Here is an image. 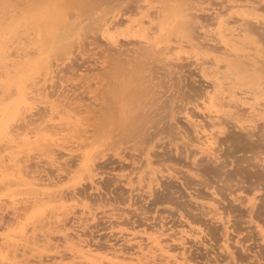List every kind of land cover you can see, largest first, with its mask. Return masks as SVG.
<instances>
[{
    "label": "rangeland",
    "instance_id": "rangeland-1",
    "mask_svg": "<svg viewBox=\"0 0 264 264\" xmlns=\"http://www.w3.org/2000/svg\"><path fill=\"white\" fill-rule=\"evenodd\" d=\"M191 2H193L192 5ZM258 2L256 3V6H259L258 9H260L261 7V10H258V12L256 11V13H258L259 15L258 18L264 21V0H260ZM144 4L146 5L144 6ZM229 4L230 2H228L227 0H156V2L153 0H0V13H3L0 14V22L4 21L5 26L16 25L15 29L18 33V36L17 34H15V37H18L20 42V46L17 45V42H15L13 44L15 46L12 45L9 48L10 52L14 53L15 50L19 47H24L28 52L34 50V53L31 52L29 54L28 59L32 63L36 59L31 67H34L37 70H34L36 71L34 74L29 75L30 78L28 80V83L32 84L33 82H36L37 79H40V81L38 80L39 82H36L37 84L34 83L35 85L29 84V90L32 91V93H30V97L33 98H30L29 102L31 103L30 106H33V108L30 111L27 110V108L26 111L24 108L21 110L22 112L24 110L22 114L25 117L28 116L29 119H27L26 122L25 120L27 117L24 118V121H22L23 119H20L19 117L20 123L19 120H15L18 122H16L17 124H14L17 126L18 124H21V122L22 126L24 124L25 126L28 124V129H25V127H22L21 125L16 128H20L21 126V128L26 131L31 129L32 131H35L33 132V134L37 133V135L35 136L29 131V135L31 138L29 139L30 141H28L27 144V141L22 140V133L20 134V137L15 136L19 129L14 135L16 128H14L13 132L12 128L14 126L11 127V125L14 121H11V132L9 136L14 138L17 137V139L15 138V143L12 142V147L9 146L8 141H4V146L8 144L10 148H7L6 146L7 149H4V146L2 145L3 151L0 152V155L5 157L4 160H7L8 156L16 153L15 159L17 156H19L16 160H20H18V164L21 163L19 164L21 168L27 163V165H25L26 167L24 166L22 169L23 171L26 170L24 171V173L29 171L31 174H37V176L39 174L41 176L48 177L49 179H47L46 182L48 181L50 182V184H47L49 186L46 187V189H48L49 191L53 190L55 191V193H57L58 190H61L62 193H66L67 196L64 198V201L63 199L59 201H48L45 199V203L43 201L39 202L40 205L42 203V206L40 207V205L34 206V203H30L29 200L24 202L25 199L23 198H27V193L25 194L26 191H21L23 190V188L24 190H26L25 186L18 187L16 185H13L11 186L12 189L10 188V190H8L2 184V187L0 185V207L3 209L2 210L0 208V220L2 219L0 221V236L13 234L15 235V233L19 234L22 229L28 228L26 229L27 236L31 235V239L36 238V241L39 240L37 243L40 247L38 246L34 250V254L26 253L23 256L20 255V251L17 252L18 255L16 260H19L20 264H58L59 257L57 258L56 256L58 255L57 251H60L59 254H62L64 252L63 255H68H64L67 258H64L61 264H86L83 259H80L78 257L73 259L72 257H70L71 255L69 253L68 247L71 242L65 241L61 237H59V235H61L58 230L59 226L65 223V221L67 222V220L69 223L67 222L65 225H67L66 227H69V230L67 232L70 231V235L74 234L73 232L82 234L77 238L75 236L72 242L74 241L75 243H77L78 239L81 240L84 238L83 242L85 241L89 244L92 243L90 247L92 248L93 255L97 258L103 256L110 248L118 249L119 247H123L122 250L120 248L118 250H121L122 253H124L125 261H127L128 263H135L137 261L135 258L132 259L133 261L129 260L130 255L131 257H136L135 247L133 248L132 246H129L130 244L125 242L126 238L131 237L132 234L137 235L136 239L142 240L143 243L148 242V239H146L147 237H150L149 240H158L160 242V245L164 244L163 246L166 249L165 246L167 245H169L170 247L175 245L172 244L173 241H171V239H173L174 237L176 238V240L180 241L179 235H181V230H186V233L182 235L188 242L186 243V246H188V248L185 249V255L188 258L186 259L184 264H264V238L262 237L261 233L259 234L257 228V225L264 228V119L260 118L264 117V72L260 70L261 68L256 67L255 69L253 66V63L255 61L254 56H257L261 53V51L264 50V25L258 23L253 24V22H250L248 24L251 25L250 33L248 31L249 29L246 31L248 33L241 32V36L237 40L238 42L234 41L235 43H233L232 45L233 49H235L236 51L235 53H231V55L227 53L222 54L219 52L221 50L215 52H213L211 49L197 50L198 48L196 47V44H199L196 41V38L198 37L199 38L197 40L200 41V44H212V42L209 41L212 36L208 35H212L216 29V25L214 24H212L214 25V27L213 29H211L212 25L210 23V21H212L213 19V10H226ZM188 5L195 7L189 10H185ZM116 9L117 11H115ZM126 10L129 11L126 12ZM123 11L128 14L125 13L124 15H118V17L125 18L126 16H131L132 20L134 19L135 22L143 21L144 19L145 21H147L146 25L144 24L145 21L142 22L143 25L141 24L142 27H144V30L141 33H144L147 39L141 44L137 41V39H133V42L131 41L130 44H127V41L120 37V50H123L124 52L122 51L123 54L118 55L113 54V50L107 49V46L109 47V45L103 38L100 26L103 23L104 19L109 18V16L111 17L112 14L117 12L124 13ZM186 11L194 12L195 16L198 17H194L196 20H191L192 24L190 23L189 25H187L181 23L183 15ZM241 11L242 10H234V8H230L224 11V13H226L224 14V16L235 17ZM34 12L36 13L35 18L33 16L35 15ZM63 12H67L65 16L68 19L67 22L70 23L67 29L72 30V27L79 23L78 29H76V31L72 30L75 32V34L71 30L70 31L72 33L67 29H63L62 31H60L61 34H58V37H56L57 35L53 36L51 31L52 25L54 23H58V30L64 26L61 18L63 17ZM205 13L207 15H203ZM6 15L7 17L9 16L8 18L6 17L7 19H5ZM24 16L26 19L28 16V21L26 19H23ZM98 16H100L101 21L100 19L98 20ZM101 16L103 17V19ZM12 18L15 20L13 21ZM148 19H152L151 24L148 22ZM19 20L21 24L17 23ZM206 22L209 24V26L208 24H206L207 27L205 28L204 26ZM31 23L34 29L31 27ZM152 24H155V26ZM39 25L41 27H39ZM126 25L127 22L124 21L123 26H118L121 30L118 27L117 30L120 32H125ZM190 25L194 27L192 28V26ZM81 26L84 27L81 28ZM151 26H153V29L151 28ZM80 28L82 30V34L79 30ZM247 28L249 27L247 26ZM256 31L260 34H258ZM30 32L31 34H29ZM42 32H44L45 34L43 35ZM67 32H69L68 35ZM27 33L28 38L26 36ZM62 34V37L59 36ZM65 34L67 35V37L69 35L72 36H69L67 38ZM73 34L76 37H74ZM77 34L79 35V38L77 37ZM33 35L35 36L31 37ZM48 35H51L49 39L47 38ZM82 35L83 40L81 38ZM44 36H46V41H43L45 39ZM24 38H26L27 41L24 40ZM29 38H31L32 40H30ZM18 39L16 41H18ZM79 39L81 40L80 42L82 44L78 42ZM254 39L257 42H255ZM53 40L54 42L56 40L57 41L54 43ZM65 43L67 44L64 45ZM47 44L49 45V48ZM194 44L196 45L195 47ZM218 44H216V46ZM46 46L48 49L44 48ZM236 46L237 48H235ZM244 46L247 47L244 48ZM43 48L45 50H43ZM124 49H126V51ZM133 49H135L136 51ZM238 53L242 54L239 55ZM128 54L131 55L129 56ZM191 54L193 56H191ZM196 54L198 55V57H200L199 62L213 58L212 62H207L208 64L204 63L202 65L203 67L205 66V68L207 67L206 69H208L205 70L206 72L208 71L207 73L205 72V74H207H204L205 76L202 74L200 66L198 68V66L195 64ZM243 54H245V56ZM251 54L253 56H251ZM180 55L181 57L184 56L183 59H179ZM43 57H46V59L49 60V64L52 63L53 65L51 67L52 71L48 74H45L43 70L44 65L37 63ZM216 57H220V59ZM238 57L240 59H238ZM244 60L245 62H247H242ZM213 61L215 62V64ZM55 64H57V66ZM58 66L63 69L58 68ZM54 67H57L58 69H54ZM60 69L61 71H58ZM40 70H42L44 73L41 72L43 74H39ZM32 72L30 71V73ZM58 75L62 77L60 78ZM47 78L49 79L46 81L45 79ZM212 79L215 82L213 88V84L211 83ZM52 81L56 83L54 84ZM224 82H226L227 84ZM51 84L53 85V87H55L53 88ZM56 85H59V88L56 87ZM72 86L74 88H78L73 89ZM209 86L212 88V90ZM42 87H47V89H45V92H50V95H52H49L50 98L48 97V99L53 101V110H50V108L48 107L49 109H47L46 111V108L43 106L44 103H41L40 96L37 95V93L40 92V88L43 89ZM204 88L207 92L211 90V93L209 92L208 94L213 97L215 96V98H219L225 95V98L222 101L225 102V104L226 102H229V100L231 99L230 97L233 96L232 94H234V92H238L237 96H239L241 92H245L248 97L247 102H258L262 108V110L260 111V115L257 116L258 119H256L254 123L247 121V116L245 115L247 113L245 112H248V110L245 107H243L242 109L241 107L236 108L237 110L241 109L240 111L244 110L245 114H243V112H238L239 114H241L240 118H243L240 122L245 126H243V128L239 126V123H236L235 119L233 121L232 119L228 118V116L230 115L225 116L228 110H230L231 112L235 111L233 110L234 107L232 108L228 105H220L218 109L223 110V113L225 114H222V112H220L218 119L221 118L219 121L222 120L221 122L223 124L221 123V125H219V123H215L216 125L208 126L213 132H215V134H217L216 136L218 141H216L217 143L215 144L218 146H212V149L209 151V156L199 151V142H197L195 138L193 139L195 135L193 132V128L184 120V111L188 110L186 108H189L190 106L191 107L189 109L191 111H194L192 112L193 115H195L194 117H199V119L203 117L201 114L199 115L200 112L194 106L196 103L197 105L198 103L200 104L198 105L199 107L201 106V101L204 97V94L202 93ZM36 89H39V92ZM52 90L55 91V94ZM59 90L61 95L65 94L64 96L67 97H64L67 100V102L65 101L66 103H64L65 99H63V96H61L60 98L58 97V99L62 100H60L61 103L59 100H56L57 96L60 95H58ZM62 90L64 92H62ZM51 92L54 95L51 94ZM75 95H77V98L75 97ZM72 96H74L75 98ZM85 97L88 98L86 99ZM68 100L71 104L70 106L68 105L69 109L76 105V110L80 109L81 113L78 112V114L76 115L74 111H69L68 108L66 109V107L64 106L65 104H68ZM218 100L220 101V99H217V101ZM57 102L60 104H58ZM62 103H64L63 106ZM39 108L40 110L42 109V112L46 111L48 114L46 112V114H42V112L41 114H38L40 113V111L38 110ZM59 108L62 109L60 110ZM74 108L75 107H73L72 109ZM82 108L84 111H82ZM191 108H193L194 110ZM89 109L92 110L89 111ZM37 111L39 112L37 113ZM92 111L95 112L94 115L96 114V118L94 117V115L92 117L94 121L91 118L89 119V117H91ZM30 113H34V116H32V118H34L35 120L34 122L32 121V118L30 120ZM35 113L37 115H35ZM50 115H52L54 118H52V116ZM69 115H73V122H71V116ZM84 115L88 116V120H85L86 117ZM41 116L44 119H41ZM79 118L81 119L79 120ZM28 120L32 121L35 125ZM45 121H48L46 123L47 125L53 124V126L54 124L59 123L60 125L57 124L54 126V128L56 127V129H54L55 131H57L58 127L63 126L61 122L65 123L70 121V124H72V126L69 125V130L65 123V128L64 126L62 127L64 128V130L61 128L60 130H58L60 133L59 134L57 133L58 131H53V128H51L50 125V127H48L52 130L49 131L47 127H45V129L47 128V130H45L43 128V126L46 125ZM81 121H83V124ZM203 121L206 123V125L208 124L207 120L203 119ZM234 122L236 125L234 124ZM256 123L258 124L256 125ZM185 124L187 125V128H185ZM258 125H261V127H257ZM33 126H36V130H34ZM66 127L68 130H66ZM73 127H75L77 130H79L80 127L83 131L86 129V132L80 130L82 132V135L80 136V131L78 133V131L75 130V137L77 136V133L78 136L74 138L72 136H69L70 134L72 135L73 133H75L72 131L74 130ZM179 127H181V129H185L184 131L188 133L189 139L185 137L183 133H181L182 131L180 132ZM188 127L189 130L187 131ZM21 128L19 133L21 132V130L24 131ZM190 128L192 130L191 132ZM221 129L222 132L224 131V134L222 132H219ZM244 129L247 130L244 131ZM214 130H217V132ZM47 131H49V133H47ZM53 132L56 134H54ZM39 133L43 136H48L51 140V145L48 146V143H50L49 140V142H46V140L49 138L40 137ZM64 135L68 136L65 137ZM60 136H62L64 140L63 138H60ZM79 136L80 138H78ZM34 137L38 138V140L36 138V140H34ZM18 139L19 141H17ZM65 139L68 142H66ZM38 141L42 142L40 143L41 145H39ZM43 141L47 144L46 146L49 148V150L51 148L53 150L57 149L59 151L56 150V152L55 150H50V152H47L46 156V148L43 149L46 146H44L45 144ZM52 141L54 142L52 143ZM1 143L4 144L3 141L0 142V144ZM56 143L62 144L64 146L57 145ZM66 143L70 146H67ZM42 144L44 145L42 146ZM11 148H14L16 152H12ZM3 153H5V155H3ZM9 153L12 154L10 155ZM43 153H45V156L43 155ZM146 153L149 154L150 160L152 162L149 165L146 164ZM22 154H24V156ZM51 154L53 158L57 156L59 160L57 158L55 160H57L58 162L52 161V159L50 158ZM25 158L29 159L26 160ZM21 159H24V161L21 162ZM39 159L42 160V162H44L45 160V162L49 165H46L45 162L42 163ZM134 159L135 162L138 160L136 164H132ZM97 161L99 162L97 163ZM32 162L34 165L32 164ZM34 162H37V164ZM69 165L72 167H68ZM137 165L140 168H137ZM59 166L63 167V169L61 167L59 168ZM44 168L51 170L48 171ZM51 171V176H49V172ZM212 172H214L215 174H213ZM144 177H146V179ZM150 178H155L158 181L156 185H159L156 186L155 182L152 183L153 188L158 187L157 189L155 188L153 192V195L155 194L154 196H147L148 194L145 192V185L150 182ZM91 179L97 182L96 185L98 186L99 191L95 192V190L91 188ZM99 180L102 182H99ZM85 185H87V187ZM101 185L103 186L101 187ZM78 186L79 189L77 190ZM130 186L135 188V191H133V193L131 192L132 195H130L131 193L129 192ZM13 187L15 189H13ZM17 187L19 188V191H17ZM12 191L14 193H12ZM29 191L27 192L29 193ZM8 192L10 193L8 194ZM20 192L22 194H19ZM72 193L74 197L72 196ZM13 194H16V196H13ZM100 194L103 196V198ZM93 196H95V198ZM11 197L18 199L17 207L19 205L21 206H19L18 208V217L12 214V210L9 207ZM88 197L90 198L89 200ZM100 198H102V200ZM98 199L100 200V202L97 201ZM98 203L100 204L98 205ZM30 206H34L35 208H32ZM112 206L115 207V210ZM88 209L92 211L93 214H95L96 212H100L101 214H95V216L97 215L99 218L97 216L92 217L90 214H88ZM54 212L61 213H59L58 216H53L52 213ZM113 213H115L116 215L114 216ZM119 213H121V215ZM258 216L260 217L259 219H257ZM188 217L190 218L188 219ZM33 218H35L36 220ZM56 218H59L61 221L56 222ZM76 218L79 219L77 222ZM114 220L117 221L115 222ZM195 220L197 222H195ZM120 221L121 223H119ZM182 222L186 225H183ZM187 222L190 225H187ZM230 222H232L231 225ZM161 223L163 224V227L160 226ZM130 226L132 229L130 228ZM152 226H154L155 228ZM210 227H213L212 230L209 229ZM199 230L201 231L200 233L196 232ZM45 233L48 235L46 236ZM34 234L36 235L34 236ZM40 234H42V236ZM169 236H171L172 238ZM195 237L198 239H196ZM40 238L42 240L44 238V240L42 241ZM226 238V242L229 244L231 243L230 247L232 245V256L222 250V244L225 242ZM59 243H61L60 245L62 247L59 246ZM124 243L126 245H124ZM93 245H95L96 247ZM233 245H235V248L233 247ZM149 246H151L150 243ZM152 246L154 245L152 244ZM2 247L0 248L1 254L5 255L6 251H3ZM93 247H95L96 249ZM10 249H12V247L8 248V250ZM179 250L181 251L182 249L180 247L176 248V250L171 249L170 253L176 254L179 252ZM236 250L238 252H236ZM150 251L155 255V261H151L150 263L146 264H157V262L158 264H162L163 260H159V258L162 257L160 256V253L162 251L155 250L154 247H152ZM144 252L147 253V257L141 255L140 253L138 256H142L143 260L151 259L150 256L152 254L150 252L148 253L147 247L144 248ZM187 254L190 255L187 256ZM37 255H41L42 257L45 256L44 258H42V262L37 261ZM53 255H55V258ZM25 256L27 257V259ZM119 257H121V255ZM46 258L49 259L47 260ZM9 259L6 260L5 258H0V260H3L0 261V264H7V262L10 264V261H13L11 255L9 256Z\"/></svg>",
    "mask_w": 264,
    "mask_h": 264
},
{
    "label": "bare ground",
    "instance_id": "bare-ground-1",
    "mask_svg": "<svg viewBox=\"0 0 264 264\" xmlns=\"http://www.w3.org/2000/svg\"><path fill=\"white\" fill-rule=\"evenodd\" d=\"M13 1V0H12ZM153 1H155L156 2V0H153ZM225 1V0H224ZM228 2H230V4H229V6H228V8L226 9V10H228V9H230V8H234V10H242L240 13H238L235 17H225L224 16V14H226V13H224V11H226V10H221V11H216V10H213V19H212V21H210V23H211V25L212 24H214V25H216V29H215V31H214V33L211 35H208V36H212L211 37V39L209 40L210 42H212V44H210V45H208V44H205V43H201L200 44V41H198L197 39L199 38H196V41H197V43H199V44H196L195 42V44L197 45H195L194 44V47L196 46L198 49L197 50H202V49H211L213 52H215V51H219V50H221V51H219L220 53H227V54H229V55H231V53H235V49H233V43H235V42H238L237 40H238V38L241 36L240 34H241V32H246L248 29V31H249V33H250V30H251V25H248L250 22H253V24L254 23H258V24H262V25H264V21H262V20H260V18H258V13H256V11L258 12V10H261V7H260V9H258L259 8V6L257 7L256 6V3L258 2V1H260V0H227ZM66 2V1H65ZM2 3V2H1ZM190 3V2H189ZM192 3L193 2H191V5H192ZM202 3V2H201ZM222 3H223V1H222ZM259 3V2H258ZM7 4V3H6ZM9 4V3H8ZM14 4V3H13ZM214 4V3H213ZM219 4V3H218ZM2 5V4H1ZM67 5V4H66ZM71 5V4H70ZM146 4H144V6H145ZM189 6L188 5V7L185 9V10H189V9H192L193 7H195V6ZM260 5V4H259ZM4 6H5V4H4ZM10 6H12V5H10ZM14 7V6H13ZM8 8H9V5H8ZM17 8V7H16ZM24 8V7H23ZM30 8V7H29ZM35 8H36V6H35ZM33 9V8H32ZM183 9V8H182ZM203 9V8H202ZM211 9V8H210ZM216 9V8H215ZM18 10V9H17ZM121 10V9H120ZM120 10H118V11H120ZM162 10V9H161ZM220 10V9H219ZM11 11V10H10ZM16 11V10H15ZM115 11H117V9L115 10ZM129 10H126V12H128ZM152 11V10H151ZM124 12V11H123ZM126 12H124V13H119V12H117V13H114V14H112L111 15V17L109 16V18H107V19H104V21H103V23L101 24V26H100V28H101V30H102V35H103V38H104V40H105V42L109 45V47L107 46V49H111V50H113L114 51V53L113 54H118V55H120V54H123V52L120 50V47H121V45H120V37L121 38H123L124 40H126L127 41V44L129 43H131V41L133 42V39H137V41L141 44L142 42H144L146 39H147V37L145 36V34L143 33H141L143 30H144V27H142V22H144L145 21V19L143 20V21H136L135 22V20L133 21L132 20V17L131 16H126L125 18H121V17H118V15H124ZM202 12V11H201ZM236 12V11H235ZM4 13H5V11H4ZM6 13H7V9H6ZM35 13V12H34ZM112 13V12H111ZM153 13V12H152ZM154 13H156V12H154ZM199 13V12H198ZM0 14H3V13H0ZM15 14H16V12H15ZM21 14V13H20ZM30 14H32V13H30ZM65 14H67V12L66 13H64L63 12V17H61L62 18V23H63V27H61L59 30H58V23H54L53 25H52V34H53V36L54 35H57L56 37H58V34L60 33V31H62L63 29H67L68 27H69V25H70V23L69 22H67V17L65 16ZM70 14V13H69ZM68 14V15H69ZM72 14H74V13H72ZM126 14H128V13H126ZM193 14H194V12H185L184 13V15H183V19H182V21H181V23L182 24H187V25H189L192 21H193V19L194 20H196L195 18H198V17H196L195 16V14H194V16H193ZM200 14V13H199ZM203 15H207L206 13L205 14H203ZM16 16V15H15ZM34 16V18H35V16H36V13H35V15H33ZM53 16V15H52ZM73 16V15H72ZM144 16V15H143ZM2 17H4V16H2ZM7 17V15L5 16V19H7L6 18ZM14 17V16H13ZM102 17V16H101ZM195 17V18H194ZM202 17V16H201ZM208 17V16H207ZM33 18V19H34ZM53 18V17H52ZM145 18H147V17H145ZM203 18V17H202ZM206 18V17H205ZM204 18V19H205ZM23 19H26L25 18V16H24V18ZM23 19H22V21H23ZM27 19H28V16H27ZM26 19V20H27ZM32 19V20H33ZM100 19V21H101V18H100V16H98V20ZM102 19H103V17H102ZM207 19V18H206ZM205 19V20H206ZM12 20L14 21L15 19H13L12 18ZM96 20H97V18H96ZM192 20V21H191ZM209 20V19H208ZM13 21H12V23H13ZM28 21V20H27ZM124 21H126L127 22V25H126V29H125V32L124 31H118L117 30V27L120 25V27H121V25L123 26V23H124ZM202 21V20H201ZM204 21V20H203ZM17 22V21H16ZM16 22H14V23H16ZM25 22V21H24ZM78 22V21H77ZM80 22V21H79ZM91 22V21H90ZM146 22L147 21H145V25H146ZM148 22L151 24V22H152V19H148ZM195 22V21H194ZM208 22V21H207ZM205 23V28L207 27V25L206 24H208V23ZM10 23H11V21H10ZM17 23H20V20L17 22ZM75 23V22H74ZM21 24V23H20ZM72 24V23H71ZM142 24V25H141ZM192 24V23H191ZM201 24V23H200ZM203 24V23H202ZM245 24H246V26H245ZM22 25H23V23H22ZM31 25V27H32V23L30 24ZM42 25V24H41ZM46 25V24H45ZM62 25V24H61ZM80 25H81V23H80ZM152 25H154L155 26V24H152ZM197 25V24H196ZM204 25V24H203ZM211 25H210V27H211ZM214 25H212V27H211V29H213V27H214ZM256 25V24H255ZM21 26V25H20ZM20 26H19V28H20ZM78 26H79V23L77 24V25H75L74 27H72L73 29L72 30H74V31H76V29H78ZM190 26H192V25H190ZM189 26V27H190ZM208 26H209V24H208ZM247 26L249 27V28H247ZM257 26V25H256ZM258 26H260V25H258ZM15 27H16V25H9V26H5L4 25V21H1L0 22V94H1V97H0V142H2L3 141V143H4V141H8V144H9V146H13L12 145V142H14L15 143V140L17 139V137H20V134L22 133V135H23V138H22V140H25V141H27V144H28V141H30L29 139L31 138L30 137V135H29V133L31 132L32 134H33V132H35V131H32L31 129L30 130H24L23 128H21V126H22V122H21V124H18V126L17 125H14L16 122H18V121H15V120H19V123H20V119H23L22 121H24V118H26V122H27V119H29V117L28 116H24L22 113L24 112V110H23V112L21 111L23 108L25 109V111H26V108H27V110H31L32 108H33V106H30V102H29V99L31 98V99H33L32 97H30V93H32V91H30L29 90V84H31V83H28V80H29V78H30V76L29 75H31V74H34L36 71H34V70H37V69H35L34 67H31L32 66V64H34V62H35V60L33 61V63L28 59V56H29V54L32 52V53H34V50H32V51H26L25 50V48L24 47H19V48H17L16 50H15V52L14 53H12V52H10V50H9V48L15 43V42H17L18 44L17 45H19V39H18V37H15V34H17V36H18V33L16 32V29H15ZM30 27V28H31ZM39 27H41L40 25H39ZM55 27V28H54ZM84 27V26H83ZM82 26H81V28H83ZM120 27H118L119 29H120ZM124 27H125V25H124ZM194 26H192V28H193ZM201 27H202V25H201ZM33 28V27H32ZM71 28V27H70ZM81 28L79 29L80 30V32L82 31L81 30ZM151 28L153 29V26H151ZM156 28V27H155ZM199 28V27H198ZM253 28V27H252ZM34 29V28H33ZM210 29V30H211ZM68 30V29H67ZM71 30V29H70ZM70 30H68L69 32H71ZM84 30V29H83ZM121 30V29H120ZM123 30V29H122ZM156 30V29H155ZM22 31H23V29H22ZM38 31H39V29H38ZM40 31H41V28H40ZM74 31H72L74 34H75V32ZM212 31V30H211ZM258 31V30H257ZM256 31V32H257ZM34 32V31H33ZM69 32H67V35H68V33ZM71 32V33H72ZM256 32H255V34H256ZM259 32V31H258ZM257 32V33H258ZM41 33V32H40ZM39 33V34H40ZM43 33V35L45 34L44 32H42ZM66 33V32H65ZM149 33V32H148ZM246 33H248V32H246ZM20 34H21V31H20ZM29 34H31V32L29 33ZM61 34V33H60ZM73 34V35H74ZM81 34H82V32H81ZM150 34V33H149ZM258 34H260V33H258ZM262 34H263V32H262ZM262 34H261V36H262ZM67 35L65 34V36L67 37ZM21 36V35H20ZM27 38H28V33H27ZM35 35H33V36H31V37H34ZM59 36H63V34L62 35H59ZM69 36H72V35H69ZM68 36V37H69ZM79 35L77 34V37H78ZM202 36V35H201ZM206 36V35H205ZM257 36V35H256ZM260 36V37H261ZM15 37V38H14ZM22 37V36H21ZM25 37V36H24ZM45 37V39L43 40V41H46V36H44ZM49 37H51V35H48V39H49ZM67 37V38H68ZM74 37H76L75 35H74ZM88 37V36H87ZM65 38V37H64ZM79 38V37H78ZM82 40H83V35H82ZM259 38V37H258ZM258 38H256V39H258ZM18 39V41H16ZM30 40H32L31 38H29ZM55 39V38H54ZM57 39H59V38H57ZM61 39V38H60ZM73 39H75V38H73ZM24 40H26L27 41V39L26 38H24ZM123 40V41H124ZM260 40V39H259ZM51 41V40H50ZM57 41V40H56ZM55 41V42H56ZM73 41V40H72ZM81 40L79 39L78 40V42H80ZM235 41V42H234ZM254 41L255 42H257L255 39H254ZM264 41V40H263ZM49 42V41H48ZM53 42H54V40H53ZM54 42V43H55ZM75 42V41H74ZM101 42V41H100ZM99 42V43H100ZM204 42V41H203ZM247 42V41H246ZM245 42V43H246ZM261 42V41H260ZM46 43V42H45ZM76 43V42H75ZM74 43V44H75ZM81 43V42H80ZM104 43V42H103ZM220 45H219V44ZM240 43V42H239ZM251 43V42H250ZM25 44V43H24ZM67 43H65L64 45H66ZM72 44V43H71ZM82 44V43H81ZM81 44H80V46H81ZM84 44V43H83ZM122 44H125V43H122ZM126 44V45H127ZM216 44H218L217 46H216ZM16 45V46H17ZM45 45V44H44ZM85 45V44H84ZM245 45V44H244ZM263 45H264V43H263ZM13 46H15V45H13ZM20 46V45H19ZM47 46H48V48H49V45L47 44ZM47 46L46 47H44V48H47ZM97 46V45H96ZM193 46V45H192ZM251 46V45H250ZM18 47V46H17ZM36 47H38V46H36ZM173 47V46H172ZM232 47V48H231ZM247 47V46H246ZM245 46H244V48H246ZM261 47V46H260ZM43 48V50H45ZM47 48V49H48ZM51 48V47H50ZM143 48H145V47H143ZM176 48V47H175ZM235 48H237V46L235 47ZM249 48H251V47H249ZM29 49H31V48H29ZM32 49H34V48H32ZM36 49V48H35ZM57 49V48H56ZM147 49H148V47H147ZM146 49V50H147ZM264 49V48H263ZM262 49V50H263ZM19 50H21V51H19ZM42 50V49H41ZM58 50V49H57ZM66 50H68V49H66ZM125 51H126V49H124ZM132 50V49H131ZM130 50V51H131ZM133 50H135V49H133ZM141 50V49H140ZM259 50V49H258ZM81 51V50H80ZM129 51V50H128ZM136 51V50H135ZM150 51V50H149ZM239 51H240V49H239ZM41 52H43V51H41ZM67 52V51H66ZM108 52V51H107ZM168 52V51H167ZM36 53V52H35ZM111 53V52H110ZM140 53V52H139ZM193 53H195V52H193ZM217 53V52H216ZM14 54V55H13ZM42 54V53H41ZM239 55H241L240 53H238ZM45 55V54H44ZM125 55V54H124ZM127 55V54H126ZM129 55V54H128ZM131 55V54H130ZM129 55V56H130ZM202 55V54H201ZM238 55V56H239ZM244 56H245V54H243ZM32 56V55H31ZM34 56V55H33ZM47 56V55H46ZM190 56V55H189ZM191 56H193L192 54H191ZM190 56V57H191ZM219 56V55H218ZM232 56H233V54H232ZM251 56H253L252 54H251ZM35 57V56H34ZM134 57V56H133ZM132 57V58H133ZM175 57V56H174ZM184 57V56H183ZM183 57H181V55L179 56V59H183ZM186 57V56H185ZM235 57V56H234ZM240 57V56H239ZM238 57V59H240ZM255 57V61H254V63H253V66H254V68L256 69V67H258V68H261L260 70L261 71H263L264 72V50L263 51H261V53L260 54H258L257 56H254ZM15 58H17V59H15ZM31 58V57H30ZM136 58V57H135ZM211 58V57H210ZM216 58H218V59H220V57H216ZM237 58V57H236ZM40 59V58H39ZM213 59V58H212ZM212 59H206L205 61L203 60L202 61V58H201V61L202 62H199L200 61V57H198V55L196 54L195 55V64L198 66V68H199V66H200V68H201V72H202V74L204 75L205 74V70H208V69H206L205 68V66L203 67L202 65L205 63V64H208L207 62H212ZM215 59V58H214ZM69 60H71V59H69ZM209 60V61H208ZM216 60V59H215ZM60 61H61V59H60ZM199 63H198V62ZM214 62V61H213ZM217 62H219V61H217ZM216 62V63H217ZM242 62H244V63H246L245 62V60L244 61H242ZM37 63H39V64H43L44 65V68H43V70H44V72H45V74H48V73H50L52 70H51V67L53 66L52 65V63H50L49 64V60H47L46 59V57H43L42 59H40ZM214 64H215V62H214ZM224 64V63H223ZM250 64V63H249ZM38 65V64H37ZM56 66H57V64H55ZM173 65V64H172ZM222 65V64H221ZM34 66V65H33ZM248 66V65H247ZM246 66V67H247ZM37 67V66H36ZM55 68H57V67H54V69ZM58 68H61V67H59L58 66ZM57 68V69H58ZM197 68V67H196ZM219 68V67H218ZM248 68H250V67H248ZM257 68V69H258ZM61 69H63V68H61ZM61 69L60 70H58V71H61ZM68 69V68H67ZM72 70V69H71ZM30 71L32 72V71H34V72H32V73H30ZM57 71V70H56ZM74 71H76V70H74ZM74 71H73V73H74ZM210 71H211V69H210ZM214 71H216V70H214ZM41 72H43L42 70H40V73L39 74H43V73H41ZM66 72H67V70H66ZM208 72V71H207ZM206 72V73H207ZM56 73H58V72H56ZM44 74V75H45ZM64 74V73H63ZM43 75V76H44ZM73 75V74H72ZM205 75H207V74H205ZM204 75V76H205ZM35 76V75H34ZM42 76V75H41ZM52 76V75H51ZM59 76V75H58ZM74 76H75V74H74ZM200 76V75H199ZM208 76H209V74H208ZM46 77H48V76H46ZM60 77V76H59ZM62 77V76H61ZM60 77V78H61ZM34 78V77H33ZM36 78H38V77H36ZM40 78V77H39ZM49 78H47V79H45L46 81L48 80ZM59 79V78H58ZM58 79H57V81H58ZM35 80V79H34ZM40 81V79H37V81L36 82H39ZM63 80V79H62ZM64 81V80H63ZM36 82H33L32 84H34V83H36ZM53 82V81H52ZM202 82V81H201ZM54 84L56 83V82H53ZM58 83V82H57ZM206 83V82H205ZM212 84H213V86H212V88L214 87V80L212 79V82H211ZM218 83V82H217ZM216 83V84H217ZM224 83H226V82H224ZM236 83V82H235ZM31 84V85H32ZM37 84V83H36ZM47 84V83H46ZM227 84V83H226ZM35 85V84H34ZM68 85V84H67ZM78 85V84H77ZM40 86V85H39ZM43 86V85H42ZM51 86L53 87V85L51 84ZM48 87V86H47ZM47 87L45 88V87H42L43 89H41L40 88V92H39V89H36V90H38V92L39 93H37V95L38 96H40V101H41V103H44V107L46 108L45 110L47 111V109H49L50 108V110L54 107V104L52 103L53 101H51V100H49L48 99V97L50 98V96H52V95H50V92H45V89H47ZM55 87V86H54ZM53 87V88H54ZM56 87H58L59 88V85H56ZM63 87V86H62ZM73 87V86H72ZM207 87H208V85H207ZM207 87H205V88H207ZM210 87V86H209ZM52 88V89H53ZM76 89L78 88V87H75ZM74 87H73V89H75ZM201 88V87H200ZM205 88H204V90H203V94H204V97H203V99H202V101H201V106L199 107L198 105H200L199 103H198V105H197V103L195 104V108H197L198 109V111L200 112L199 113V115L201 114L202 116V118L204 119V120H207L208 121V124L206 125V123L203 121V119L201 118V119H199V117H194L195 115H193V113L192 112H194V111H191L189 108L191 107H189V108H186V109H188V110H186V111H184V120L193 128V132H194V137H193V139L195 138L196 139V141L197 142H199V151L201 152V153H205V154H207V156H209V151L212 149V146L214 145V146H218V145H215L218 141H217V134H215V132H213L212 130H211V128L210 127H208V126H213V125H216L215 123H219V125H221V121H219L220 119H218V117H219V113L220 112H222V114H225V113H223V110H220V109H218L219 107H220V105H223V106H226V105H228L229 107H234V109L233 110H235V111H233V112H231L230 110H228L227 112H226V114H225V116H228V115H230V116H232V117H234V118H232V117H230V116H228V118H230V119H232L233 121H234V119L236 120V123H239V126H241V127H243L244 125L243 124H241L240 122H241V119H243V118H240V115L241 114H239L240 112H243V114H245V113H247V114H245L246 116H247V121L248 122H251V123H254L255 121H256V119H258L257 118V116H259L260 115V111L262 110V108H261V106H260V104L258 103V102H253V103H249V102H247V99H248V97H247V95H246V93L245 92H241L240 93V95L239 96H237V93L236 92H234V94H232L233 96H231L230 98V100H229V102L227 103L226 102V104H225V102H222L223 101V99L225 98L224 96H222V97H216L215 98V96L213 97V96H211V95H209L208 93L212 90V88H211V90L210 91H206L205 90ZM64 89H66V88H64ZM63 89V90H64ZM32 90V89H31ZM62 90V92H64ZM69 90V89H68ZM243 90V89H242ZM34 91V90H33ZM51 91V90H50ZM53 91V93L55 94V91L54 90H52ZM201 91H202V89H201ZM206 91V92H205ZM218 91V90H217ZM230 91V90H229ZM236 91V90H235ZM35 92V91H34ZM37 92V91H36ZM72 92V91H71ZM205 92V93H204ZM213 92V91H212ZM52 92H51V94H53ZM78 93H80V92H78ZM201 93V94H202ZM211 93V92H210ZM53 94V95H54ZM60 94V90H59V92H58V95ZM71 94V93H70ZM97 94V93H96ZM200 94V93H199ZM215 94V93H214ZM50 95V96H49ZM65 94H63V95H59V96H57V99L56 100H61V99H58V97L60 98L61 96H63V99H65L64 97H66V96H64ZM70 96V95H69ZM77 95H75V97H76ZM81 96V95H80ZM79 96V97H80ZM203 96V95H202ZM237 96V97H236ZM249 96V95H248ZM72 97H74V96H72ZM74 97V98H75ZM55 98V97H54ZM67 98V97H66ZM77 98V97H76ZM81 98V97H80ZM86 98V97H85ZM88 98V97H87ZM86 98V99H87ZM37 99V98H36ZM79 99V98H78ZM217 99H220V101L218 100L217 101ZM54 100V99H53ZM32 101V100H31ZM39 101V100H38ZM58 101V102H59ZM62 101V100H61ZM61 101H60V103H61ZM67 102V100L65 99L64 100V103H66ZM55 102V101H54ZM57 102V103H58ZM91 102V101H90ZM221 102V103H220ZM60 103H58V104H60ZM64 103H62V106H63V104ZM72 103H73V101H72ZM77 103H80V102H77ZM36 104V103H35ZM57 104V105H58ZM71 105L70 104V102H69V100H68V104L66 105L65 104V106L64 107H66V109L68 108L69 109V106ZM82 105H84V104H82ZM43 106H42V109H43ZM40 107V106H39ZM49 107V108H48ZM73 107H75L74 109L76 110V108H77V106L75 105V106H73ZM73 107H71V109H69V111L70 110H72V111H74V113L77 115L78 114V112H80V109H77V110H79V111H77L76 110V112H75V110L74 109H72ZM193 107V108H194ZM238 107H241V109L243 108V107H245L247 110H248V112H245L244 113V110H242V111H240L241 109H236V108H238ZM38 108V107H37ZM56 108V107H55ZM193 108H191V109H193ZM42 109L40 110V108L38 109L39 111H40V113H38L39 111H37V113L38 114H41V112H42ZM60 110L62 109V108H59ZM64 109V108H63ZM36 110V109H35ZM53 110V109H52ZM57 110V109H56ZM90 110H92V109H89V111ZM194 110V109H193ZM45 111V112H46ZM58 111V110H57ZM63 111V110H62ZM61 111V112H62ZM67 111V110H66ZM82 111H84L83 110V108H82ZM86 111V110H85ZM88 111V112H89ZM190 111V112H189ZM21 112V113H20ZM33 112V111H32ZM35 112V111H34ZM44 112V111H43ZM42 112V114H46L45 112L43 113ZM64 112V111H63ZM239 112V113H238ZM263 112V111H262ZM261 112V113H262ZM65 113V112H64ZM81 113V112H80ZM87 113V112H86ZM93 113V114H92ZM92 113H91V117H89V119L91 118L92 119V117H93V115H94V113L95 112H93L92 111ZM264 113V112H263ZM262 113V114H263ZM23 116H22V115ZM25 114V113H24ZM48 114V113H47ZM69 114H71V113H69ZM90 114V113H89ZM88 114V115H89ZM195 114V113H194ZM197 114V113H196ZM262 114H261V116H262ZM29 115V114H28ZM30 115H31V117H30V120H31V118H32V116H34V113L33 114H31L30 113ZM29 115V116H30ZM35 115H37L36 113H35ZM52 115H53V113H52ZM52 115H50V116H52ZM96 115V114H95ZM95 115H94V117H95ZM43 116V115H42ZM42 116H41V119H44V118H42ZM45 116V115H44ZM61 116V115H60ZM69 116H71V120H72V116L73 115H69ZM86 118L88 117V116H86V115H84ZM90 116V115H89ZM19 117H20V119H19ZM38 117V116H37ZM39 117H40V115H39ZM55 117H57V116H55ZM80 117V116H79ZM221 117H223V116H221ZM52 118H54L53 116H52ZM67 118V117H66ZM81 118H82V116H81ZM81 118H79V120L81 119ZM85 118V120H88V118L86 119ZM96 118V117H95ZM94 118V119H95ZM226 118V117H225ZM260 118H263L264 119V117H260ZM33 120V122L35 121L34 120V118H32ZM64 119V118H63ZM217 119V120H216ZM223 119V118H222ZM30 120H28L29 122H32V121H30ZM36 120H37V118H36ZM93 120V119H92ZM177 120V119H176ZM216 120V121H215ZM229 120V119H228ZM11 121H14L13 122V124L11 125V127L12 126H14L13 128H12V131L14 132V128H16V127H19V125H21L20 126V128L21 129H23L24 131H22L21 130V132L19 133V131H20V128H16L15 130V132H14V135H15V133L18 131V129H19V131L16 133V135L15 136H17V137H11V136H9L10 135V130H11V127H10V122ZM39 121H40V118H39ZM63 121V120H62ZM94 121V120H93ZM25 122V123H26ZM28 122V123H29ZM32 122V123H33ZM48 121H45V124L47 123ZM71 122H73V120L71 121ZM75 122V121H74ZM82 122V124H83V121H81ZM87 122H89V121H87ZM243 122V121H242ZM262 122V121H261ZM66 123V125H67V127L69 128V130H70V126H72V124H70V121H68V122H65ZM65 123H62L61 122V124L64 126V128H65ZM229 123V122H228ZM259 123V122H258ZM258 123H256V125L258 124ZM264 123V122H263ZM262 123V124H263ZM17 124V123H16ZM24 124V123H23ZM34 124V123H33ZM57 124H59V123H57ZM57 124H54V126L55 125H57ZM89 124V123H88ZM223 124V123H222ZM224 124H225V121H224ZM234 124H235V122H234ZM32 125V124H31ZM35 125V124H34ZM44 125V124H43ZM42 125V126H43ZM50 124H46V125H44L43 126V128L45 129V127H47L48 129H49V131L50 130H52V129H50L49 127L51 126V128H53V131H55L54 129H56V127L54 128V126H53V124H51L50 126H49ZM60 125V124H59ZM70 125V126H69ZM76 125V124H75ZM87 125V124H86ZM175 125V124H174ZM173 125V126H174ZM236 125V124H235ZM256 125H255V127H256ZM27 126V127H26ZM25 126V124L22 126V127H25V129L27 128L28 129V124ZM49 126V127H48ZM63 126H61V127H58V129H57V131L58 130H60V128L61 129H63L64 130V128H62ZM78 126V125H77ZM76 126V127H77ZM102 126V125H101ZM185 128H187V125L185 124ZM251 126V125H250ZM261 127V125H258L257 127ZM34 127V126H33ZM36 127V126H35ZM35 127H34V130H36L35 129ZM39 127V126H38ZM67 127H66V130H68L67 129ZM81 127V126H80ZM79 127V130H77L75 127H73V129L74 130H72L73 132H75V133H73L72 135L70 134L69 135V133H68V135L69 136H72V137H74V138H76L77 136H78V133H79V131L80 130H82V128H80ZM172 127V126H171ZM245 127V126H244ZM243 127V128H244ZM47 128L45 129V130H47ZM180 128V132L181 133H183L184 134V136L185 137H187L188 138V133H186V131H184L185 129H181V127H179ZM210 128V129H209ZM226 128V127H225ZM71 129H72V127H71ZM83 129H84V127H83ZM98 129V128H97ZM100 129H102V128H100ZM241 129V128H240ZM255 129H257V128H255ZM39 130V129H38ZM78 131V133H77V136L75 137V135H76V131ZM86 130V129H85ZM83 131V132H86V131ZM93 130H95V129H93ZM189 130V127H188V129H187V131ZM242 130V129H241ZM245 130H247V129H244V131ZM252 130V129H251ZM30 131V132H29ZM44 131V130H43ZM49 131H47V133H49ZM57 131H55V132H57ZM62 131V130H61ZM95 131H97V130H95ZM100 131V130H99ZM192 130H191V128H190V132H191ZM214 131H216L217 132V130H214ZM254 131V130H253ZM256 131V130H255ZM259 131V130H258ZM52 132V131H51ZM220 133L222 132V129L219 131ZM42 133V132H41ZM54 133V132H53ZM57 133H59V131L57 132ZM72 133V132H71ZM223 134H224V131L222 132ZM254 133V132H253ZM11 134H13V133H11ZM40 134V133H39ZM46 134V133H45ZM54 134H56V133H54ZM60 134V133H59ZM80 136L82 135V132L80 131ZM97 134V133H96ZM222 134V135H223ZM33 135H37V133H34ZM47 135V134H46ZM50 135H51V133H50ZM49 135V136H50ZM68 135H64L65 137H67ZM40 137H48V136H43V135H39ZM55 136V135H54ZM63 136V135H62ZM62 136H60V138H63ZM80 136L78 137V138H80ZM51 137V136H50ZM219 137V136H218ZM36 137H34L33 139L34 140H38V138H36ZM44 138V139H45ZM49 138V137H48ZM54 138V137H53ZM53 138H51V139H53ZM57 138V137H56ZM55 138V139H56ZM68 138H70V137H68ZM67 139V138H66ZM65 139V140H66ZM73 139V138H72ZM189 139V138H188ZM34 140H32V141H34ZM50 141V143H48V146L49 145H51V140H50V138L49 139H47L46 140V142L47 141ZM63 140H64V138H63ZM17 141H19V139L17 140ZM42 141V140H41ZM48 141V142H49ZM191 141V140H190ZM194 141V140H193ZM217 141V142H216ZM11 144H10V143ZM39 142V141H38ZM44 142V141H43ZM54 141H52V143H53ZM56 142V141H55ZM66 142H68L67 140H66ZM40 143H42V142H39V145H41ZM58 143H60V142H58ZM58 143H56L57 145H60V146H64V145H62V144H58ZM61 143H62V141H61ZM63 143H64V141H63ZM79 143V142H78ZM8 144L6 145L7 146V148L9 147L8 146ZM26 144V143H25ZM31 144V143H30ZM29 144V145H30ZM36 144V143H35ZM35 144H33V145H35ZM45 144V145H44ZM44 144H42V146L44 145V146H46L47 144L44 142ZM1 146H0V152H2L3 150V148L4 149H7L6 148V146H4L5 145V143L4 144H0ZM2 145L4 146L3 148H2ZM16 145V144H15ZM14 145V146H15ZM21 145V144H20ZM53 145V144H52ZM66 145H67V143H66ZM69 145V144H68ZM67 145V146H68ZM71 145H73V144H71ZM31 146V145H30ZM70 146V145H69ZM81 146V145H80ZM75 147V146H74ZM237 147V146H236ZM10 148V147H9ZM35 148V147H34ZM46 148V149H45ZM48 147L46 146V147H44L43 149H45L46 150V154L45 153H43V155L45 154L46 156H47V152H50V150H52V151H56L57 149H51L50 148V150H49V148L47 149ZM53 148V147H52ZM69 148H71V147H69ZM12 149V152H14L15 151V149L14 148H11ZM20 149V148H19ZM27 149V148H26ZM26 149H25V151H26ZM64 149H65V147H64ZM66 149H68V148H66ZM22 150H24V149H22ZM45 150H43V151H45ZM49 150V151H48ZM28 151V150H27ZM52 151H51V153H52ZM57 151H59V150H57ZM56 151V152H57ZM62 151V150H61ZM10 152V151H9ZM16 152V151H15ZM17 152H18V150H17ZM24 152V151H23ZM42 152V151H41ZM63 152V151H62ZM21 153V152H20ZM20 153H18V154H20ZM35 153V152H34ZM10 154V153H9ZM12 154V153H11ZM10 154V155H11ZM13 154H14V157H13ZM11 156H8V158H7V160L6 161H8V162H6L5 160H4V156H1L0 155V185L2 184L6 189H8V190H10V188H11V186H13V185H16V186H25V189L26 190H24V188H23V190L22 189H20V190H22L21 192H25V194L27 193V198H23V199H25L24 200V202H26V201H30V203H34V206L36 205H40V203L39 202H46L45 201V199L46 200H48V201H59V200H62L63 199V201H64V198L65 197H67L66 196V193H62V191L60 192L59 190V192L57 191V193H55V191H49L48 189H46V187H48L49 185H47L48 183L50 184V182H46V180L47 179H49L48 177H46V176H41V175H39L38 174V176H37V174L36 175H34V174H31L29 171V173L28 172H26V173H24V171H26V170H22L23 169V167L25 166V165H27V163L25 164V165H21L22 166V168L20 167V165L19 164H21V163H19L18 164V160H16L17 159V157H19V156H17L16 157V159H15V155H16V153H13ZM31 154V153H30ZM37 154V153H36ZM3 155H5V153H3ZM23 156H24V154H22ZM34 155V154H33ZM39 155V154H38ZM44 155V156H45ZM55 155V154H54ZM58 155V154H57ZM61 155V154H60ZM59 155V156H60ZM73 155V154H72ZM76 155V154H75ZM21 156V155H20ZM28 156H30V155H28ZM32 156V155H31ZM56 156V155H55ZM35 157V156H34ZM20 158H22V157H20ZM50 158L52 159V161H57V160H55L56 158H57V156L56 157H54L53 158V156H52V154L50 155ZM99 158V157H98ZM26 159V158H25ZM29 158H27L26 160H28ZM58 159V158H57ZM64 159V158H63ZM109 159V158H108ZM108 159H105V160H108ZM25 160V161H26ZM40 160V159H39ZM59 160V159H58ZM67 160V159H66ZM145 160H146V164L147 165H149L150 163H152L151 162V160H150V156H149V154L148 153H146V158H145ZM20 161V160H19ZM22 161H24V159L22 160L21 159V162ZM41 162H42V160H40ZM39 161V162H40ZM68 161V160H67ZM67 161H66V163H67ZM103 161V160H102ZM154 161V160H153ZM44 162H45V160H44ZM44 162H42V163H44ZM58 162V161H57ZM61 162V161H60ZM99 161H97V163H98ZM138 162V160L135 162V159H134V161L132 162V164H136ZM34 163H36L37 164V162H34ZM54 163V162H53ZM52 163V164H53ZM24 164V163H23ZM32 164H33V162H32ZM41 164V163H40ZM45 164L46 165H49L48 163H46L45 162ZM62 164H64V163H62ZM61 164V165H62ZM73 164V163H72ZM31 165V164H30ZM34 165V164H33ZM264 165V164H263ZM38 166V165H37ZM44 166V165H43ZM64 166V165H63ZM26 167V166H25ZM29 167V166H28ZM33 167V166H32ZM41 167V166H40ZM61 166H59V168H60ZM68 167H72V166H68ZM139 166L137 165V168H138ZM43 168V167H42ZM55 168V167H54ZM62 169H63V167H61ZM67 168V167H66ZM95 168H98V167H95ZM94 168V169H95ZM140 168V167H139ZM44 169H47V168H44ZM43 169V170H44ZM57 169V168H56ZM135 169V168H134ZM213 169V168H212ZM9 170H11V171H9ZM48 170V169H47ZM51 170V169H50ZM50 170H48V171H50ZM9 171V172H8ZM37 171V170H36ZM40 171V170H39ZM65 171V170H64ZM72 171V170H71ZM100 171H101V169H100ZM103 172V171H102ZM101 172V173H102ZM211 172V171H210ZM39 173V172H38ZM50 173H52V171L51 172H49V174ZM66 173V172H65ZM213 174H215L214 172H212ZM262 173V172H261ZM259 174V173H258ZM257 174V175H258ZM208 175V174H207ZM261 175V174H260ZM49 176H51V174L49 175ZM55 176V175H54ZM61 176V175H60ZM262 176V175H261ZM45 177V178H44ZM264 177V176H263ZM62 178H63V176H62ZM145 179H146V177H144ZM260 178H262V177H260ZM259 178V179H260ZM123 180V179H122ZM121 180V181H122ZM130 180H132V179H130ZM129 180V181H130ZM264 180V179H263ZM53 181V180H52ZM57 181V180H56ZM98 181V180H97ZM99 182H102V181H100L99 180ZM153 182H155V185L158 183V181L155 179V178H150V182L147 184V185H145L146 186V188H145V192L148 194L147 196H152L153 195V192H154V190H155V188L156 187H154L153 188ZM51 183H53V182H51ZM96 181L95 180H93V179H91L90 180V185H91V188L93 189V190H95V192H97V191H99V188H98V186L96 185ZM129 183V182H128ZM100 184V183H99ZM144 184H145V182H144ZM152 184V185H151ZM2 185H1V187H2ZM82 185V184H81ZM161 185H162V183H161ZM83 186V185H82ZM86 187H87V185H85ZM103 185H101V187H102ZM156 186H159V185H156ZM0 187V188H1ZM17 187V191H19V188ZM144 187V186H143ZM85 188V187H84ZM142 188V187H141ZM158 188V187H157ZM156 188V189H157ZM12 189V188H11ZM13 189H15L14 187H13ZM79 189V186H78V188H77V190ZM81 189V188H80ZM83 189V188H82ZM30 190V191H29ZM55 190V189H54ZM129 192L131 193H133V191H135V188H133V187H129ZM27 191H29V193L27 192ZM80 191V190H79ZM11 192V191H10ZM10 192H8V194L10 193ZM19 193V194H22V193ZM71 192V191H70ZM75 192V191H74ZM156 192V191H155ZM12 193H14L13 191H12ZM11 193V194H12ZM18 193V192H17ZM76 193V192H75ZM94 193V192H93ZM132 193L130 194V195H132ZM24 194V195H25ZM68 194V193H67ZM71 194V193H70ZM77 194H78V192H77ZM82 194V193H81ZM104 194V193H103ZM16 196V194H13V196ZM75 195V194H74ZM94 195V194H93ZM101 195V194H100ZM155 195V194H154ZM153 195V196H154ZM8 196V195H7ZM21 196H23V195H21ZM26 196V195H25ZM72 196H73V193H72ZM98 196V195H97ZM102 196V195H101ZM147 196H145V197H147ZM71 197V196H70ZM74 197V196H73ZM81 197H83V196H81ZM89 197H90V195H89ZM88 197V200L90 199ZM94 198H95V196H93ZM94 198H92V199H94ZM98 198V197H97ZM102 198H103V196H102ZM102 198H100L101 200H102ZM8 199V198H7ZM21 199V198H20ZM22 199V200H23ZM68 199V198H67ZM73 199V198H72ZM86 199H87V195H86ZM17 200L18 199H15V198H13V197H11V200H10V204H9V207L11 208V210H12V214H14L16 217H18L19 216V213H18V208H19V206L17 207V204H18V202H17ZM69 200V199H68ZM217 200V199H216ZM3 201V200H2ZM80 201V200H79ZM97 201H99L100 202V200L98 199ZM218 201V200H217ZM39 204H38V203ZM91 202H93V201H91ZM103 203V202H102ZM107 203V202H106ZM221 203V202H220ZM220 203H218V204H220ZM94 204H95V200H94ZM100 203H98V205H99ZM27 205H29V204H27ZM105 205V204H104ZM34 206H30V207H34ZM42 206V203H41V205H40V207ZM217 206H219V205H217ZM4 207V206H3ZM21 207V206H20ZM26 207V206H25ZM112 207H114V206H112ZM130 207V206H129ZM1 208V207H0ZM35 208V207H34ZM119 208V207H118ZM210 208V207H209ZM223 208H224V206H223ZM2 209V208H1ZM28 209V208H27ZM77 209V208H76ZM79 209V208H78ZM114 210H115V207L113 208ZM198 209H199V207H198ZM205 209V208H204ZM221 209V208H220ZM236 209V208H235ZM3 210V209H2ZM45 210V209H44ZM51 210H52V208H51ZM112 210V209H111ZM10 211V210H9ZM43 211V210H42ZM53 211H54V209H53ZM62 211H64V210H62ZM85 211V210H84ZM104 211V210H103ZM121 211V210H120ZM6 212V211H5ZM40 212V211H39ZM123 212V211H122ZM125 212H126V209H125ZM129 212V211H128ZM200 212H203V211H200ZM206 212V211H205ZM59 213H61V212H54V213H52V215L53 216H58V214ZM87 213L88 214H90L92 217H94L95 216V214L97 213H100V212H96L95 214H93L92 213V211H90L89 209L87 210ZM116 213H117V211H116ZM130 213V212H129ZM260 213V212H259ZM9 214V213H8ZM40 214V213H39ZM101 214V213H100ZM111 214V213H110ZM114 214V216L116 215L115 213H113ZM120 215H121V213H119ZM187 214V213H186ZM189 214H190V212H189ZM195 214V213H194ZM198 214V213H197ZM254 214V213H253ZM35 215V214H34ZM102 215H104V214H102ZM108 215H109V212H108ZM118 215V214H117ZM50 216V215H49ZM53 216H52V218H53ZM97 216V215H96ZM95 216V217H96ZM187 216V215H186ZM190 216V215H189ZM261 216V215H260ZM38 217V216H37ZM47 217V216H46ZM72 217V216H71ZM89 217V216H88ZM98 217V216H97ZM104 217H106V216H104ZM103 217V218H104ZM119 217V216H118ZM144 217V216H143ZM191 217H192V215H191ZM254 217V216H253ZM24 218V217H23ZM31 218V217H30ZM49 218V217H48ZM99 218V217H98ZM155 218V217H154ZM190 217H188V219H189ZM198 218V217H197ZM260 217L258 216L257 217V219H259ZM33 219H35V218H33ZM73 219V218H72ZM77 220H76V222L79 220L78 218H76ZM87 219V218H86ZM90 219V218H89ZM128 219V218H127ZM146 219H147V217H146ZM157 219V218H156ZM202 219V218H201ZM2 220V219H1ZM0 220V221H1ZM36 220V219H35ZM100 220V219H99ZM124 220V219H123ZM191 220V219H190ZM233 220H235V219H233ZM233 220H232V222H233ZM9 221H11V220H9ZM56 222H59V221H61L59 218H56V220H55ZM113 221V220H112ZM115 221V220H114ZM117 221V220H116ZM115 221V222H116ZM149 221V220H148ZM154 221V220H153ZM160 221V220H159ZM183 221V220H182ZM194 221V220H193ZM197 221H198V219H197ZM196 220H195V222H197ZM49 222V221H48ZM67 222H68V220H67ZM66 221H65V223H63V224H61V226H59V232H60V234L61 235H59V237H61L63 240H65V241H69V242H71V244L69 245V247H68V249H69V253H70V257H72L73 259L74 258H76V257H78V258H80V259H83L84 260V262H86V264H146V263H150L151 261H155V255L153 254V253H151V248L152 247H154L155 248V250H158V251H162L161 253H160V256H162L161 258H159V260L161 259V260H163V263L162 264H184V262L186 261V259L188 258V257H186V255H185V249H187L188 248V246H186V243H188L187 242V240H185V238L182 236L184 233H186L185 231L186 230H181V235H179V240L180 241H178V240H176V238L174 237L173 239H171V241H173V243L172 244H175L174 246H172V247H170L169 245H167V246H165L166 247V249L164 248V244L163 245H160V242L158 241V240H155V239H152V240H149L150 239V237H147L146 239H148V242H145V243H143V241L142 240H140V239H136L137 237V235H135V234H132V236L131 237H128V238H126V240H125V242H127L128 244H130L129 246H132L133 248L135 247V252H136V257H131V255L129 256V260L130 261H133L132 259L133 258H135L137 261L135 262V263H128L127 261H125V256H124V253H122V249H123V247H119L121 250H118L117 248H110L103 256H100V257H96V256H94L93 255V253H92V248L90 247L91 246V244H89L88 242H83V239H78V244L77 243H75L74 241L72 242V240L74 239V237L76 236V238L77 237H79V235L81 236L82 234L80 233V234H78V233H76V232H73L74 234H72V235H70V231L69 232H67L68 230H69V227H66L67 225H65L66 223H67ZM111 222V221H110ZM186 222V221H185ZM191 222V221H190ZM213 222V221H212ZM232 222H230V225L232 224ZM47 223V222H46ZM52 223V222H51ZM69 223V222H68ZM119 223H121V221L119 222ZM124 223V222H123ZM169 223V222H168ZM175 223H176V221H175ZM174 223V224H175ZM183 223V222H182ZM181 223V224H182ZM234 223H235V221H234ZM233 223V224H234ZM125 224V223H124ZM127 224H129V223H127ZM131 224V223H130ZM180 224V225H181ZM206 224V223H205ZM263 224V223H262ZM5 225V224H4ZM56 225H58V224H56ZM80 225V224H79ZM109 225V224H108ZM144 225V224H143ZM158 225V224H157ZM165 225V224H164ZM183 225H186V224H184L183 223ZM187 225H190L188 222H187ZM229 225V226H230ZM24 226V225H23ZM44 226V225H43ZM78 226V225H77ZM104 226V225H103ZM129 226V225H128ZM132 226V225H131ZM131 226H130V228H131ZM160 226L161 227H163V224L161 223L160 224ZM178 226V225H177ZM182 226V225H181ZM21 227V226H20ZM45 227V226H44ZM51 227V226H50ZM80 227V226H79ZM90 227V226H89ZM107 227V226H106ZM152 227H154V226H152ZM155 227H156V223H155ZM154 227V228H155ZM158 227V226H157ZM166 227V226H165ZM186 227V226H185ZM245 227V226H244ZM252 227V226H251ZM255 227V226H254ZM23 228V227H22ZM25 228V227H24ZM30 228V227H29ZM77 228V227H76ZM207 228V227H206ZM213 228V227H212ZM212 228L210 227L209 229H211L212 230ZM217 228V227H216ZM220 228V227H219ZM249 228V227H248ZM257 228H258V231H259V234L261 233V235H262V237L264 238V228H262V227H260V226H258L257 225ZM26 229H28V228H25V229H22V231L18 234V233H15V235L13 234V235H1L0 236V246L2 247V249H3V251L5 250L6 251V253H5V255H2L1 254V251H0V258H5L6 260H8L9 259V256L11 255V257H12V259H13V261H10V264H20V262H19V260H16V258H17V252L18 251H20L21 252V254L20 255H25L26 253H32V254H34V250L39 246L38 245V241H36V238H34V239H31L32 237H30V236H27V234H26ZM33 229V228H32ZM31 229V230H32ZM98 229V228H97ZM96 229V230H97ZM132 229V228H131ZM173 229V228H172ZM221 229V228H220ZM250 229V228H249ZM30 230V231H31ZM57 230V231H58ZM76 230V229H75ZM247 230V229H246ZM251 230V229H250ZM249 230V231H250ZM254 230V229H253ZM29 231V230H28ZM54 231V230H53ZM86 231V230H85ZM163 231V230H162ZM165 231H166V228H165ZM215 231V230H214ZM248 231V232H249ZM19 232V231H18ZM50 232V231H49ZM156 232V231H155ZM160 232V231H159ZM180 232V231H179ZM193 232V231H192ZM196 232H201L200 230L199 231H196ZM209 232V231H208ZM216 232V231H215ZM35 233V232H34ZM167 233V232H166ZM171 233V232H170ZM169 233V234H170ZM194 233V232H193ZM210 233V232H209ZM213 233V232H212ZM17 234V235H16ZM46 234V233H45ZM113 234V233H112ZM161 234V233H160ZM229 234V233H228ZM237 234V233H236ZM250 234V233H249ZM36 234H34V236H35ZM41 236H42V234H40ZM48 234H46V236H47ZM126 235V234H125ZM168 235V234H167ZM171 235H173V234H171ZM203 235V234H202ZM208 235V234H207ZM54 236H57V235H54ZM85 236V235H84ZM87 236V235H86ZM113 236V235H112ZM53 237V236H52ZM119 237V236H118ZM169 237H171V236H169ZM177 237V236H176ZM48 238V237H47ZM54 238V237H53ZM53 238H52V240H53ZM56 238V237H55ZM172 238V237H171ZM196 238V237H195ZM227 238H229V237H227ZM227 238L225 239V242L222 244V250L225 252V253H227V254H229L230 256H232V251H231V247H232V245H231V247H230V244L229 243H227L226 241H227ZM251 238V237H250ZM41 239V238H40ZM144 239V238H143ZM157 239V238H156ZM160 239H161V237H160ZM187 239V238H186ZM196 239H198V238H196ZM219 239V238H218ZM217 239V240H218ZM42 240V239H41ZM43 240H44V238H43ZM42 240V241H43ZM112 240V239H111ZM114 240H115V238H114ZM117 240V239H116ZM120 240V239H119ZM123 240V239H122ZM145 240V239H144ZM161 241V240H160ZM162 241H163V239H162ZM207 241V240H206ZM55 242H56V239H55ZM191 242V241H190ZM238 242V241H237ZM45 243V242H44ZM114 243H115V241H114ZM149 243H150V245L151 246H149ZM41 244V243H40ZM49 244V243H48ZM61 243H59V246H61L60 245ZM77 244V245H76ZM122 244V243H121ZM120 244V245H121ZM152 244L154 245V246H152ZM169 244V243H168ZM193 244V243H192ZM7 245V246H6ZM51 245V244H50ZM114 245V244H113ZM124 245H126L125 243H124ZM166 245V244H165ZM93 246H95V245H93ZM111 246V245H110ZM128 246V245H127ZM219 246V245H218ZM235 245H233V247H234ZM246 246H249V245H246ZM0 247V248H1ZM9 247H12V249H10V250H8V248ZM40 247V246H39ZM62 247V246H61ZM96 247V246H95ZM95 247H93V248H95ZM112 247V246H111ZM145 247H147V250H148V253L150 252L152 255L150 256L151 257V259H147V260H143L142 259V256L141 257H139L138 255H139V253L141 254V255H143V256H146L147 255V253H145L144 252V248ZM178 247H180L182 250L180 251L179 250V252L178 253H176V254H171L170 253V250L171 249H175L176 250V248H178ZM195 247V246H194ZM193 247V248H194ZM47 248V247H46ZM125 248V247H124ZM127 248V247H126ZM132 248V249H133ZM235 248V247H234ZM237 248V247H236ZM1 249V250H2ZM52 249V248H51ZM96 249V248H95ZM95 249H93V250H95ZM101 249V248H100ZM106 249V248H105ZM129 249V248H128ZM99 250V249H98ZM131 250V249H130ZM9 251H11V252H9ZM37 251V250H36ZM61 251H63V250H61ZM127 251V250H126ZM178 251V250H177ZM187 251V250H186ZM251 251H252V249H251ZM41 252V251H40ZM60 252V251H59ZM59 252L57 251V254L58 255H56L57 256V258L59 257V261H58V264H61L62 262H63V260H64V258H67V257H65L64 255H67V254H64L63 255V253L61 254H59ZM120 254H119V253ZM125 252V251H124ZM134 252V251H133ZM132 252V253H133ZM138 252V253H137ZM191 252H192V250H191ZM234 252V251H233ZM236 252H238L237 250H236ZM235 252V253H236ZM11 253H13V254H11ZM56 253V252H55ZM164 253H166V254H164ZM158 254V253H157ZM19 255V256H20ZM48 255V254H47ZM51 255V254H50ZM121 255V257H119ZM190 255V254H189ZM188 254H187V256H189ZM226 255V254H225ZM228 255V256H229ZM244 255V254H243ZM49 256V255H48ZM54 256V258H55V255H53ZM68 256V255H67ZM148 256V255H147ZM146 256V257H147ZM26 257V256H25ZM32 257V256H31ZM33 257H35V256H33ZM37 261H39V262H42V258H44V257H42L41 255H37ZM52 257V256H51ZM50 257V258H51ZM193 257V256H192ZM53 258V257H52ZM157 258V257H156ZM170 258V259H169ZM242 258V257H241ZM26 259H27V257H26ZM34 259V258H33ZM47 259V258H46ZM45 259V260H46ZM49 259V258H48ZM47 259V260H48ZM127 259V258H126ZM146 259V258H145ZM236 259V258H235ZM10 260V259H9ZM21 260H23V259H21ZM32 260V259H31ZM240 260V259H239ZM0 261H3V260H0ZM44 261V260H43ZM165 261V262H164ZM4 262H6V261H4ZM4 262H2V263H4ZM29 262V261H28ZM36 262V261H35ZM162 262V261H161ZM22 263V262H21ZM25 263V262H24ZM81 263V262H80ZM83 263V262H82ZM6 264V263H5ZM7 264H9L8 262H7ZM53 264V263H52ZM157 264H158V262H157ZM187 264V263H186Z\"/></svg>",
    "mask_w": 264,
    "mask_h": 264
}]
</instances>
